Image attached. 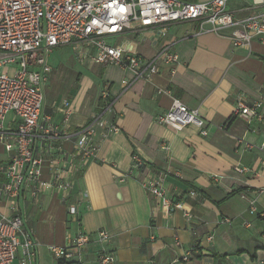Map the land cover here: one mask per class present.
I'll return each instance as SVG.
<instances>
[{
    "label": "crops",
    "instance_id": "obj_1",
    "mask_svg": "<svg viewBox=\"0 0 264 264\" xmlns=\"http://www.w3.org/2000/svg\"><path fill=\"white\" fill-rule=\"evenodd\" d=\"M227 8L236 17L256 12L251 0H230ZM225 33L200 32L197 21H179L163 33L134 28L113 37L146 59L166 46L177 53L174 73L162 67L150 79H135L117 65L80 61L70 47L50 51L68 49L63 57L47 53L51 71L42 115L66 134L54 147L74 150L75 133L101 112L105 84L112 103L107 118L116 130L105 137L97 130L95 154L74 174L67 194L47 187L34 199L19 200L34 264L59 263L51 246L74 251L71 264H101V248L113 254L111 264H168L184 252L190 253L184 264H264V123L247 125L233 114L238 97L248 103L264 98V39L234 46L229 35L239 31ZM122 80L129 85L123 88ZM174 99L198 111L205 136L193 125L175 130L157 122ZM47 145L39 141L36 148L43 159L40 179L51 184ZM8 161L0 143V163ZM149 181H158L182 208L164 209ZM74 204L77 220L67 212ZM0 213H11L1 198ZM100 229L110 234L103 245L96 239ZM79 231L90 238L80 251L72 245Z\"/></svg>",
    "mask_w": 264,
    "mask_h": 264
},
{
    "label": "built area",
    "instance_id": "obj_2",
    "mask_svg": "<svg viewBox=\"0 0 264 264\" xmlns=\"http://www.w3.org/2000/svg\"><path fill=\"white\" fill-rule=\"evenodd\" d=\"M229 1L0 0V143L9 155L6 164L0 163V198L11 209L10 214L0 213V264H34V242L23 229L19 200L25 195L34 199L47 187L67 194L73 187L74 174L95 154L97 130L101 129V137L116 130L107 118L112 103L110 86L105 84L99 94L101 112L93 114L75 133L74 150L67 154L60 146L54 147L53 142L66 134L42 115L43 85L51 71L47 53L56 47H70L80 61L117 65L129 69L135 79H150L162 67L172 74L178 55L167 46L146 59L108 39L134 28H158L163 33L169 24L179 21H197L200 32L221 35L237 29L238 34L229 35L234 46L264 39V0H251L256 12L245 17H236L228 10ZM121 84L124 88L129 82L122 80ZM233 114L247 125L264 123V98L248 103L238 97ZM156 120L175 130L193 125L201 135L207 134L198 111L176 99ZM39 141H47L52 151L51 184L40 179L43 159L37 154ZM261 145L264 147V140ZM146 186L164 209L182 208V203L167 196L158 181H149ZM188 194L196 196L192 189ZM67 212L77 220V205L68 206ZM96 236L102 245L110 238L104 229ZM262 237L264 240V233ZM89 240L79 231L72 241L73 248L80 251ZM50 250L57 259L71 260L74 256V251L67 248L51 246ZM189 259L190 253L184 252L168 264H184ZM98 261L111 264L114 256L101 248ZM147 264L155 263L150 260Z\"/></svg>",
    "mask_w": 264,
    "mask_h": 264
},
{
    "label": "rangeland",
    "instance_id": "obj_3",
    "mask_svg": "<svg viewBox=\"0 0 264 264\" xmlns=\"http://www.w3.org/2000/svg\"><path fill=\"white\" fill-rule=\"evenodd\" d=\"M108 41L112 44L115 43V40L114 39H108ZM65 52L67 53L68 52V49L66 50L65 49ZM66 53H61L59 49H55L53 52H50V55H49V58H55V57H63ZM50 58V59H51ZM48 101V97H47V92L45 91L44 92V99H43V103H46Z\"/></svg>",
    "mask_w": 264,
    "mask_h": 264
},
{
    "label": "trees",
    "instance_id": "obj_4",
    "mask_svg": "<svg viewBox=\"0 0 264 264\" xmlns=\"http://www.w3.org/2000/svg\"><path fill=\"white\" fill-rule=\"evenodd\" d=\"M58 261H59L58 264H71V263H67L68 261L65 260V259H59V258H58Z\"/></svg>",
    "mask_w": 264,
    "mask_h": 264
}]
</instances>
